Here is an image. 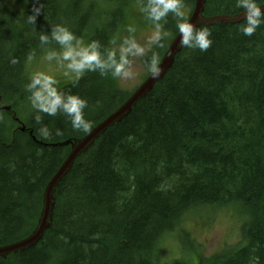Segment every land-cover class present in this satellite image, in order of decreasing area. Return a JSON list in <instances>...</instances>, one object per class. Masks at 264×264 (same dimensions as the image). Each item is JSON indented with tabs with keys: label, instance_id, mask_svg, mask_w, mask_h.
<instances>
[{
	"label": "trees",
	"instance_id": "obj_1",
	"mask_svg": "<svg viewBox=\"0 0 264 264\" xmlns=\"http://www.w3.org/2000/svg\"><path fill=\"white\" fill-rule=\"evenodd\" d=\"M16 2L22 12L11 0L0 5V101L10 107L0 110V248L35 230L45 188L71 152L60 144L88 135L131 94L110 75L88 72L62 89L87 99L91 131H74L63 115L41 114L37 124L25 86L29 55L44 54L41 31L64 24L85 43L111 48L139 19L116 8V14L98 15L99 21L108 16L102 26L88 24L80 17L93 0H39L43 10L30 24L34 0ZM195 2L184 0L187 19ZM239 13L235 0H206L207 17ZM161 23L170 36L154 49L160 60L179 33L171 15ZM147 24L143 18L142 28ZM207 28L211 47L184 48L164 79L78 158L56 191L43 239L0 264H162L159 243L187 216L211 217L230 206L246 217L242 237L207 258L197 245L198 264H264V25L251 37L238 24ZM7 69L15 71L12 84L4 79ZM149 74L145 70L143 81ZM42 125L53 133L48 138L39 133ZM183 231L188 257L166 264H194V240Z\"/></svg>",
	"mask_w": 264,
	"mask_h": 264
},
{
	"label": "clouds",
	"instance_id": "obj_2",
	"mask_svg": "<svg viewBox=\"0 0 264 264\" xmlns=\"http://www.w3.org/2000/svg\"><path fill=\"white\" fill-rule=\"evenodd\" d=\"M262 6L264 0L259 3L257 0H235V7L245 16L243 22L238 24V31L243 36L251 37L261 25H264ZM42 10L39 0H34L32 14L27 16V22L35 24ZM138 10L152 25L143 42L135 35L137 29L134 25L127 27L128 35L120 40L117 47L103 48L99 41L85 43L68 26L56 24L51 26L50 33L42 30L38 37L40 46L44 49L41 63L52 65L55 62L64 69L63 75L72 80H79L87 72H98L102 77L110 75L122 85H127L139 78L140 71L136 67V62L143 60L147 72L156 79L161 75L163 68L154 49L162 48L163 41L170 36L161 23L162 21L166 23L169 15L176 20L180 48L205 52L213 43L212 33L207 27L189 22L184 0H141ZM52 44L58 48L49 47ZM33 57L34 54L29 55V62ZM25 87L30 94L29 100L31 108L36 113L34 120L37 124H42L41 114L51 117L63 115L74 131L83 133L91 131L92 122L85 112L88 108L87 99L61 89L58 79L50 71L32 72ZM39 133L44 138L53 134L47 125H42ZM55 135H62V131L56 129Z\"/></svg>",
	"mask_w": 264,
	"mask_h": 264
},
{
	"label": "rangeland",
	"instance_id": "obj_3",
	"mask_svg": "<svg viewBox=\"0 0 264 264\" xmlns=\"http://www.w3.org/2000/svg\"><path fill=\"white\" fill-rule=\"evenodd\" d=\"M11 1H13L12 7L14 9H20V5L16 2V0H11ZM105 1H107V3H104ZM6 2L7 0H0V5L6 4ZM93 2H95L96 5L90 4L89 6L91 8L86 13L81 15L80 17L84 21H86L88 24L95 21L100 26H102L103 21L108 16L101 18V20L99 21L97 20L98 15L116 14L114 12L115 9L118 8V10L120 11V8H121L122 12H120V14L139 15L138 18L140 20L133 18L131 21V25H134L136 27L137 29L136 36L139 40H141V42H143L144 38H146L147 34L150 32L149 29L152 28L150 24H147L144 26L147 29H143L141 26V21L144 18L143 15L138 10V5L140 4L141 0H93ZM106 5L108 9L107 13L105 11L104 12L102 11V8L106 7ZM188 9L189 8H186V10ZM22 11L23 9H20V12ZM109 19H111V16H109ZM118 44L119 43L115 44L114 40L112 41L113 47H117ZM42 56L43 54L34 57L31 62L28 61L27 69H30L29 72L32 73L36 70L50 71L58 79L59 87L61 89L69 85L67 83L71 82L72 79L65 77L63 75L64 69L56 65L55 62H53L52 65L42 64L41 63ZM136 67L140 71L139 78L134 83H131V84L122 85L120 83L121 87L127 90L128 92H132V90L135 89V87L139 86L145 77L143 75L146 69L141 64V60H137ZM149 75H147V78L149 77ZM4 79H6L9 84L14 83L15 82V71L13 69H7L4 72ZM25 103H26V100L23 102V104ZM28 106H31L29 102L27 103V107ZM2 108L5 111L10 109L9 106L8 107L4 106ZM18 116H19L18 117L19 119H23L24 117L21 114H18ZM24 119L26 118L24 117ZM20 128L21 126H19L18 129ZM206 212H209V211H206ZM184 221L185 223L181 227L180 226L175 227L170 232L172 233L171 235L170 233H168L164 236L165 240L163 241V243L161 242L159 243L158 251L160 250L164 253V256H161L162 264L171 262V260L173 261V260L185 259L188 257V252L184 250V246L186 244L188 247L189 238L183 237L184 236L183 229L185 231L190 232L191 237L194 240L191 256L194 259V264H198V257H196L195 255L197 254V252H194L197 245L199 248L198 250L199 256L206 257V258L211 257L212 255L218 253L220 250H222L228 245H230V247H233V245L238 241V239L242 237V226L246 221V217L242 213L241 210L237 209L236 207L230 206L222 210H215L214 214L211 217H207L206 215L200 213L199 215H194V216L189 215L187 216V218L184 219ZM184 252H185V255H184ZM167 253L168 255L165 256Z\"/></svg>",
	"mask_w": 264,
	"mask_h": 264
},
{
	"label": "water",
	"instance_id": "obj_4",
	"mask_svg": "<svg viewBox=\"0 0 264 264\" xmlns=\"http://www.w3.org/2000/svg\"><path fill=\"white\" fill-rule=\"evenodd\" d=\"M205 3L206 0H196L193 13L189 18V22L196 23L199 26L202 25L211 26V25H217L219 23L222 24L240 23L245 18L243 12L235 16H220L217 17L216 19L206 18L204 16ZM261 10L264 11V6H262ZM178 41H179V33L171 42L167 52L165 53L164 57L161 60V66L163 68V71L158 78L153 79L152 76H150L148 79H146L126 100V102L116 112H114L103 122L97 125L93 129L92 133L86 135L84 138L73 141H67L63 143L65 145H72L73 152L69 157V159L64 163V165L58 171L57 177L53 179L51 182H49V184L45 189L43 206H42L43 212L40 215V219L38 221V225L36 229L24 241L16 245L1 249L0 255L7 257L12 253H18L26 248L32 247L41 241L45 232L51 227L53 221V209L55 205V194L62 180L72 170L76 160L83 153H85L101 135L106 133L110 127L114 126L116 123L121 122L126 116H128L132 112L133 108L138 104V102L144 99L154 89L156 84L166 76L167 72L172 68L175 59L178 55V52H180L182 49L178 46Z\"/></svg>",
	"mask_w": 264,
	"mask_h": 264
},
{
	"label": "bare ground",
	"instance_id": "obj_5",
	"mask_svg": "<svg viewBox=\"0 0 264 264\" xmlns=\"http://www.w3.org/2000/svg\"><path fill=\"white\" fill-rule=\"evenodd\" d=\"M204 16H205V11H204ZM221 16H226V15H221ZM232 16H235V15H232ZM205 17H206V18L216 19L217 17H220V16H214V17H207V16H205ZM242 22H243V21H242ZM219 24H222V23H219ZM236 24H239V23H235V24H224V25H236ZM211 26H214V25H211ZM200 27H209V26H204V25H202V26H200ZM183 49H184V48H182L181 51L178 52V54H180V53L182 52ZM150 76H151V74L149 75V77H150ZM149 77H148V78H149ZM148 78H147V79H148ZM22 128H23V129H22ZM94 128H95V127H94ZM21 130L24 131L25 128H24V127H21ZM92 131H93V130H92ZM92 131H91L90 133H92ZM90 133H89V134H90ZM89 134H88V135H89ZM78 139H79V138H78ZM69 141H73V140H69ZM60 146H62V147H71V152H70V154L68 155V157L66 158V160H65V162H66V161L69 159V157L71 156L72 152H73L72 145L60 144ZM65 162H63V165H64ZM63 165H62V166H63ZM62 166H61V167H62ZM61 167H60V168H61ZM59 170H60V169H59ZM57 174H58V172H57ZM57 174L53 177V179H55V178L57 177ZM53 179H52V180H53ZM52 180H51V181H52ZM62 181H63V180H62ZM61 183H62V182H61ZM61 183H60V184H61ZM59 186H60V185H59ZM55 207H56V204L54 205L53 214H54V211H55ZM42 212H43V207H42ZM42 212H41V213H42ZM29 236H30V235H29ZM29 236H28V237H29ZM28 237H27V238H28ZM43 237H44V236H43ZM27 238H25V239H27ZM25 239H24V240H25ZM42 239H43V238H42ZM42 239H41V240H42ZM24 240H22V241H24ZM22 241H20V242H22ZM20 242H18V243H20ZM18 243H16V244H18ZM16 244H12V245H8V246H4V247L0 248V250H1V249H4V248H6V247H10V246L16 245ZM36 245H37V244H36ZM36 245H34V246H32V247H29V248H26V249H31V248L35 247ZM26 249H24L23 251H25ZM23 251H20V252H23ZM8 256H9V255H8ZM8 256H7V257H8ZM7 257H4V256L0 255V258H2L3 260L7 259Z\"/></svg>",
	"mask_w": 264,
	"mask_h": 264
}]
</instances>
